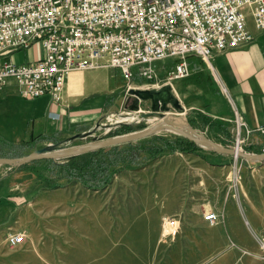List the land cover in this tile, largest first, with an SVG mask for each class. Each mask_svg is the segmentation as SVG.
<instances>
[{"label":"rangeland","instance_id":"rangeland-1","mask_svg":"<svg viewBox=\"0 0 264 264\" xmlns=\"http://www.w3.org/2000/svg\"><path fill=\"white\" fill-rule=\"evenodd\" d=\"M176 62L175 58L156 62V77L151 80L141 78L135 67L130 91L126 90V81L118 69L90 73L86 85L95 91L89 94L91 97L87 102L101 105V110L88 123L73 122V135L89 131L91 134L74 139L67 146L125 135L152 127L160 121L158 117L152 121L141 118L142 114L152 111V101L139 98L134 91L169 86L172 95L169 83L173 80L169 79V72ZM189 68H193L191 63ZM107 75L113 85L120 84L119 89L109 95L105 84ZM194 79L195 76L186 77L180 88H185L186 83ZM208 88L233 106L223 88L215 90L211 85ZM185 96L191 98L190 94ZM134 99H137L136 103ZM178 100L182 111L169 103L165 117L189 125L225 147L236 146L239 130L234 116V128L229 132L224 128L225 124H218V120L203 119L196 110L186 112L184 102ZM127 113L132 118L119 121L120 114ZM186 140L179 134L162 130L135 142L104 148L94 157L95 166L88 170L93 174L92 180L75 178L63 168V161L0 165V264H125L129 258H147L146 243L142 238L132 243L126 236L135 210L146 206L140 203L138 209L134 208L130 200L137 192H130L131 187H162L167 196L180 189L178 212L167 213L161 223L165 260L172 248L182 246L177 242L181 229L200 215V206L205 210L203 202L208 203L204 197L205 192L209 194L207 189L230 187L227 193L231 197L229 206L234 209L243 228L241 231L237 222L228 224L234 231L226 236L228 243L225 246L243 249V252L227 256L222 253L212 257L209 263L264 264V160L247 161L200 146L187 153ZM245 143L241 147L245 152H264V146L259 143L247 146ZM45 146L44 140L37 138L17 145L4 144L0 145V157H21ZM97 183L101 186L95 187ZM164 201V206L172 203L168 199ZM207 208H210L209 204ZM142 214L138 212L134 219L138 221ZM165 219L178 220L175 236L167 235ZM13 234H23L25 242L10 246L8 239ZM212 247H215L214 240ZM130 249L134 253L132 256ZM177 259L178 264H193V259L202 262L208 257L180 256Z\"/></svg>","mask_w":264,"mask_h":264},{"label":"built area","instance_id":"built-area-1","mask_svg":"<svg viewBox=\"0 0 264 264\" xmlns=\"http://www.w3.org/2000/svg\"><path fill=\"white\" fill-rule=\"evenodd\" d=\"M244 7H250L255 28L263 31L264 0H0V52L33 43L44 51L34 63L0 64V96L12 81L23 99L47 95L59 100L71 72L100 67L118 69L130 91L135 67L141 78L151 80L154 64L167 58L177 60L169 79L185 78L190 56L211 65L218 54L253 40ZM234 111L235 147L241 149L244 125ZM204 219L214 226L218 217L209 212ZM164 223L165 228L175 223V232H167L175 236L178 220ZM8 242L19 246L25 237L13 234Z\"/></svg>","mask_w":264,"mask_h":264},{"label":"crops","instance_id":"crops-1","mask_svg":"<svg viewBox=\"0 0 264 264\" xmlns=\"http://www.w3.org/2000/svg\"><path fill=\"white\" fill-rule=\"evenodd\" d=\"M243 11L247 15V26L253 34V40L238 48L218 54L211 65L199 57L190 56L187 61L188 64L193 65V68H189L187 77L195 76L196 79L186 83L183 89L180 87L182 80L186 77L173 80L169 85L172 88V96L177 99L178 95H191V98L187 96L179 98L184 102L186 112L196 110L199 114L205 115L209 121L218 120V124H225L223 126L229 132H232L234 128L232 117H235L234 109H236L244 125L245 146L253 143L264 146V133L260 130L261 128L264 131V30L258 31L255 28L250 17V7H244ZM43 52L40 43H33L26 49L0 52V64L4 61H11L15 64L34 63L43 56ZM190 60L192 62H189ZM96 70L108 72L110 68L100 67L89 71L71 72L67 76L59 100H53L47 95L36 99H23L17 85L9 81L3 86L0 96V145H17L36 138L44 140L45 145H49L71 137L74 134L73 122L88 123L90 118L101 110V105L87 102L91 97L89 94L95 91L94 88L86 85L87 78ZM105 84L108 95L120 87V84L113 85L108 75L105 77ZM209 85L215 90L223 88L233 106L231 107L222 95L207 90ZM208 105H210L209 109ZM37 161L41 160L30 163ZM42 161L46 162V160ZM134 188L131 187L130 190V192H137V195L133 194L130 200L134 203V208L138 209L136 207L140 203L146 206L142 210H137L140 214L143 213L138 221L134 219L138 217V212L135 210V216H133L135 221L132 220V226L126 236L132 243L142 238L141 240L146 243L147 258H139V260L129 258L125 260V264H178L177 258L180 256L208 257L202 262L201 260L198 262V259H193L191 262L210 264L212 257L222 253L223 256H227L243 252V249L225 246L228 243L226 236L229 237L234 231L228 224L237 222L241 231L243 228L234 209L229 206L231 197L227 193L230 187L207 189L209 194L205 192L204 197L208 203L203 202L205 210L200 206V215L193 217L192 224L181 229L177 242L182 246L172 248L169 254H166L168 257L166 260L161 243L163 237L161 223L167 213L178 212L176 208L180 204V189H176L170 196H167L162 187ZM167 199L172 202V206L171 204L164 206L166 203L164 200ZM207 204H209V209ZM207 212L216 213L218 217L216 225L211 226L205 221L204 214ZM213 240L214 248L212 247ZM132 251L130 249L131 256L134 254Z\"/></svg>","mask_w":264,"mask_h":264},{"label":"water","instance_id":"water-1","mask_svg":"<svg viewBox=\"0 0 264 264\" xmlns=\"http://www.w3.org/2000/svg\"><path fill=\"white\" fill-rule=\"evenodd\" d=\"M170 89L169 86H164L159 90H135V94L141 99H151L152 111L144 113L141 118L148 120L151 117H158L160 121L154 124L152 127L144 128L142 130L128 133L125 135L113 136L90 143H86L79 146L68 147L67 143L77 139L88 137L91 132L79 133L69 137L68 139L55 143L49 144L43 148H40L28 155L21 157H0V165L6 166H21L36 160H54L66 162L70 158L82 155L88 152L98 151L109 146L131 143L143 138L149 137L153 134L158 133L162 130H168L185 137L187 140L194 142L202 148L209 149L217 154H226L234 156L235 158H241L247 161H259L264 160L263 153H248L237 147H225L219 143H216L211 138L205 136L203 133L197 131L195 128L176 122L169 117H165L164 113L166 110V102L158 101L154 95L160 93L163 90ZM172 105L182 111L183 107L179 103V100L174 96L170 95Z\"/></svg>","mask_w":264,"mask_h":264},{"label":"trees","instance_id":"trees-1","mask_svg":"<svg viewBox=\"0 0 264 264\" xmlns=\"http://www.w3.org/2000/svg\"><path fill=\"white\" fill-rule=\"evenodd\" d=\"M171 95V94H170ZM203 119L209 120L205 115L201 114ZM187 153H192L199 146L192 141L186 140L185 142ZM102 150V149H101ZM98 151L88 152L82 155H78L70 158L68 161L63 162V168H67L75 178H79L81 181L92 180L93 174L88 173V170L95 166L94 157L97 155ZM4 156H8V153H3ZM91 175V176H90ZM105 184V183H104ZM101 184L97 183L95 187H100Z\"/></svg>","mask_w":264,"mask_h":264},{"label":"bare ground","instance_id":"bare-ground-1","mask_svg":"<svg viewBox=\"0 0 264 264\" xmlns=\"http://www.w3.org/2000/svg\"><path fill=\"white\" fill-rule=\"evenodd\" d=\"M176 90V89H175ZM179 92V91H178ZM175 94V93H174ZM184 96V94L181 96V95H178V97L179 98H182ZM123 113V112H122ZM121 116L118 118L119 119V121H127V120H130L132 117L130 116V114H120ZM138 115V114H137ZM135 116H136V114H135ZM154 119H156V118H150L149 120L150 121H152V120H154ZM172 227H175V223L174 224H169V227L167 226V228H166V231L167 232H169V231H171V232H175L174 230L176 229V228H172ZM172 228V229H171Z\"/></svg>","mask_w":264,"mask_h":264},{"label":"flooded vegetation","instance_id":"flooded-vegetation-1","mask_svg":"<svg viewBox=\"0 0 264 264\" xmlns=\"http://www.w3.org/2000/svg\"><path fill=\"white\" fill-rule=\"evenodd\" d=\"M154 97L158 101L166 102V105L169 104V103H171V100H169V97H170L169 89L168 90H163L160 93L155 94ZM133 102L136 103L137 102V99H134Z\"/></svg>","mask_w":264,"mask_h":264}]
</instances>
